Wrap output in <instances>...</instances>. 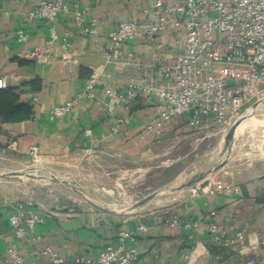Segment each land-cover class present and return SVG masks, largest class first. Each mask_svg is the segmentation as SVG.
I'll return each instance as SVG.
<instances>
[{
	"label": "crops",
	"instance_id": "0c3cea01",
	"mask_svg": "<svg viewBox=\"0 0 264 264\" xmlns=\"http://www.w3.org/2000/svg\"><path fill=\"white\" fill-rule=\"evenodd\" d=\"M41 1L0 0V75H7L8 87L16 89L20 100L34 108L33 117L27 121H0V154L21 158L23 162L15 160L20 166L31 161L32 147L39 158L53 162L92 153L140 157L157 136L147 134L145 127L163 100L142 97L141 109L134 110L137 103L130 105V101L109 113L106 90L125 91L133 81L143 80L136 62H172L179 50L175 46L178 32L169 24L155 42L139 38L122 44L119 61L107 63L105 52L111 44L107 33L123 20H144L142 9L151 0H85L80 8L88 19L96 18L101 29L97 36L83 35L72 15H62L54 22L30 19L29 13ZM64 1L69 5L77 2ZM52 28L60 38L52 44L49 63L19 58L24 50L44 48ZM19 31L27 36L25 42L18 40ZM98 66H104L106 78L89 95L86 83ZM71 100L74 106L68 114L50 118L53 107ZM122 118H129V122L114 130ZM187 121V115L174 118L166 122L163 131L191 130ZM218 180L223 189L196 196L190 193L169 207L130 215L91 208L72 213L43 211L32 203L0 199V264H15L10 260L11 252L23 256L22 264H56L43 252L46 247L66 258L64 264H73L76 257L91 258L116 245L120 230L131 232L124 245L137 250V264H264V160L247 158L227 164ZM20 205L26 213L44 218L33 229L24 225L26 237L22 239L16 238L10 223V216ZM173 214L197 221L198 226L171 227L166 219ZM212 222L225 229L224 239L231 244L214 241L208 231ZM142 225L146 231L139 229ZM239 231L246 237L243 249L236 242Z\"/></svg>",
	"mask_w": 264,
	"mask_h": 264
},
{
	"label": "built area",
	"instance_id": "2783aa9c",
	"mask_svg": "<svg viewBox=\"0 0 264 264\" xmlns=\"http://www.w3.org/2000/svg\"><path fill=\"white\" fill-rule=\"evenodd\" d=\"M85 0H77L73 5L64 0H42L29 13L32 20L56 21L62 15H72L75 25L85 36L101 33L96 18H87L81 9ZM144 20L126 19L111 29L107 36L110 47L105 52L106 62H118L121 57L120 46L129 41L144 39L155 42L168 30L169 24L178 32L175 46L178 48L172 62L146 64L136 62V68L144 74L143 80L133 81L125 91L108 88L105 107L112 113L117 105L127 103L137 96L151 101L154 96L163 100L157 105L156 116L146 125L147 134L158 135L165 124L174 118L187 115L190 128H204L210 123L215 126H229L241 118L244 108L264 99V0H151L142 9ZM18 40L25 42L24 32L17 33ZM60 36L54 28L44 48L24 50L19 58L33 59L38 64L49 63L52 59V44ZM74 63L78 60L74 59ZM104 66L92 71L85 92L93 95L96 85L105 81ZM161 81V82H160ZM8 87V76L0 75V88ZM37 98H34L36 100ZM74 101L55 106L50 118L56 119L68 114ZM129 118L117 121L114 130L121 129ZM31 152L38 158L36 148ZM224 188L219 180H208L204 187L192 191L196 196ZM36 213H26L22 205L10 216L16 238H25L24 225L33 229L43 222ZM171 227L182 226L190 229L198 226L197 221L182 220L173 214L166 219ZM146 231V226H140ZM209 234L215 242L231 244L224 239L226 231L215 223L208 225ZM131 237L128 230H120L117 244L102 249L94 257H76L73 264H137L138 252L126 248L125 242ZM236 242L243 249L246 237L243 231L236 233ZM56 264H64L67 259L53 248L46 247ZM10 260L22 264L23 256L10 253Z\"/></svg>",
	"mask_w": 264,
	"mask_h": 264
},
{
	"label": "rangeland",
	"instance_id": "374dc122",
	"mask_svg": "<svg viewBox=\"0 0 264 264\" xmlns=\"http://www.w3.org/2000/svg\"><path fill=\"white\" fill-rule=\"evenodd\" d=\"M244 119L247 124L238 132ZM236 124L228 140V133ZM247 158L264 160V99L248 104L241 118L229 126L162 131L140 157L92 153L53 162L33 156L20 166L15 160L22 161L21 158L1 153L0 173H25L0 179V199L32 203L43 211L70 213L97 209L88 201L92 200L123 215L143 213L175 204L195 188L207 185L208 180H218L220 170L227 164H238ZM197 177L199 181L194 185L177 189ZM56 178L71 182L78 191L58 183ZM150 196L142 206L135 207Z\"/></svg>",
	"mask_w": 264,
	"mask_h": 264
},
{
	"label": "trees",
	"instance_id": "16d2710c",
	"mask_svg": "<svg viewBox=\"0 0 264 264\" xmlns=\"http://www.w3.org/2000/svg\"><path fill=\"white\" fill-rule=\"evenodd\" d=\"M143 99L137 96L130 105L137 103L134 110L143 108ZM34 108L29 102H22L20 94L14 88H0V121L2 123H18L31 119Z\"/></svg>",
	"mask_w": 264,
	"mask_h": 264
},
{
	"label": "water",
	"instance_id": "95a60500",
	"mask_svg": "<svg viewBox=\"0 0 264 264\" xmlns=\"http://www.w3.org/2000/svg\"><path fill=\"white\" fill-rule=\"evenodd\" d=\"M237 126H238V124L234 125V126L231 128V130L229 131L228 136H227V139H228V140L232 138V135L234 134V132H235ZM24 173H25V172H24ZM24 173H22V172L0 173V179H7V180H8V179L16 178V177H18V176H20L21 174H24ZM199 178H200V177H197V178H195V179H193V180H190L189 182H187V183L183 184L182 186L178 187L177 189H182V188L190 187V186L194 185L195 183H197V182L199 181ZM55 181H57V182L60 183V184H63V185L69 186V187L75 189L76 191H78L77 186L74 185V184H72L71 182H68V181H66V180H61V179H59V178H56ZM82 195H83V194H82ZM85 198H86V197H85ZM150 198H151V196H150L149 198H146V199H144V200L138 202V203L136 204L135 207H140V206H142V205H143L145 202H147ZM88 201H89L93 206H95L97 209H99V210L113 212V211L109 210L108 208L102 207L101 205L95 203V202L92 201V200H88ZM114 212H115V211H114Z\"/></svg>",
	"mask_w": 264,
	"mask_h": 264
},
{
	"label": "bare ground",
	"instance_id": "6f19581e",
	"mask_svg": "<svg viewBox=\"0 0 264 264\" xmlns=\"http://www.w3.org/2000/svg\"><path fill=\"white\" fill-rule=\"evenodd\" d=\"M251 118H253V119H255L254 117H251ZM247 119V118H246ZM246 119H244L242 122H241V124H240V126H239V128H238V132L240 131V130H242L241 128L243 127V126H245V124H247L246 123ZM252 119V120H253ZM251 121V120H250ZM254 121V120H253ZM255 121L258 123V120L257 119H255ZM256 124V123H255ZM125 195V194H124ZM127 197V196H126ZM121 199V198H120ZM125 199V198H124ZM133 199V198H132ZM132 199H131V201H132ZM127 200H129V199H127ZM130 201V202H131ZM157 203V202H156Z\"/></svg>",
	"mask_w": 264,
	"mask_h": 264
}]
</instances>
